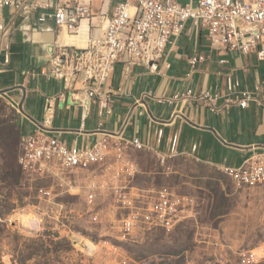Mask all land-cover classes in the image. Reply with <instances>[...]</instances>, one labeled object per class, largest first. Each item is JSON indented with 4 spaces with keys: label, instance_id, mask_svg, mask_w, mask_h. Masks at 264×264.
Listing matches in <instances>:
<instances>
[{
    "label": "crops",
    "instance_id": "0c3cea01",
    "mask_svg": "<svg viewBox=\"0 0 264 264\" xmlns=\"http://www.w3.org/2000/svg\"><path fill=\"white\" fill-rule=\"evenodd\" d=\"M117 1L102 5V0H91L92 17L74 33L59 32L51 22L39 24L34 14L6 12V33L0 39V94L20 104L15 111L19 136L44 132L67 147L90 148L97 139L121 133L145 146L125 149L131 160L148 153L161 164L184 158L220 170L239 166L252 147L264 148V110L252 102L244 109L236 104L243 90L263 92L264 61L210 50L205 32L189 21L177 38L170 39L155 66L128 65L119 58L99 88L103 102L92 99L84 115L77 101L83 97L81 75L66 89L50 72L47 46L83 49L88 38L103 35ZM197 54L205 60L191 71L188 61ZM222 59L226 63L220 64ZM187 90L192 91L187 99H173ZM204 93L216 96L213 105L219 112L201 99ZM46 99L53 105L48 125L43 118ZM227 99L233 102L223 110ZM111 161L112 156L108 164ZM107 171L106 166H94L97 176Z\"/></svg>",
    "mask_w": 264,
    "mask_h": 264
},
{
    "label": "rangeland",
    "instance_id": "374dc122",
    "mask_svg": "<svg viewBox=\"0 0 264 264\" xmlns=\"http://www.w3.org/2000/svg\"><path fill=\"white\" fill-rule=\"evenodd\" d=\"M10 104L0 95V264H246L254 249L264 256V184L247 188L234 184L228 171L191 159L161 164L138 153L133 161L141 170L131 186L142 191L143 203L156 190L193 202L169 231L142 224L125 235L121 221L128 211L110 190L93 207L87 202L88 183L109 180L108 171L94 173L98 163L41 177L19 171L10 156L19 147ZM41 188L50 195L40 196ZM258 260L253 264H264Z\"/></svg>",
    "mask_w": 264,
    "mask_h": 264
},
{
    "label": "built area",
    "instance_id": "2783aa9c",
    "mask_svg": "<svg viewBox=\"0 0 264 264\" xmlns=\"http://www.w3.org/2000/svg\"><path fill=\"white\" fill-rule=\"evenodd\" d=\"M109 0H102V5ZM14 12L35 15L36 22H51L59 32L74 33L80 24L92 17L91 0H0V39L5 35V14ZM103 15V13H101ZM191 22L196 30L205 32L210 50L220 53L233 52L244 57L264 61V0H118L102 36L90 37L83 49L68 50L59 45H48L51 74L61 79L66 89L71 81L81 75L83 97L78 99L85 115L92 99L99 98V88L109 78L114 63L122 58L128 65L155 66L161 58L171 38H177L185 24ZM54 54V55H53ZM205 56L197 54L189 59L191 71L203 62ZM226 60H220V64ZM0 95L5 96V93ZM191 90L176 94L173 99H187ZM201 99L212 104V110L219 112L211 97L204 93ZM233 101L227 99L223 110H227ZM252 102L264 110V90H243L236 99V104L246 108ZM18 113L20 104L10 102ZM106 103L103 104L106 107ZM53 105L46 99L43 113L44 124L52 119ZM112 137V142L110 138ZM128 145L145 148L138 139L126 140L121 133L97 139L90 148L67 147L57 137L44 132H36L21 138L18 154H22L23 173L35 177L55 174V170L88 171L87 161H98V166H106L108 179L91 180L87 185L86 199L91 207L97 195L110 190L121 208L128 211L121 221V230L125 235L135 232L138 225L171 230L179 213L192 204L191 197L156 190L150 202L143 203L134 191L133 179L140 169L136 163L126 157ZM112 156V163L108 158ZM234 176L245 178L247 188L255 187L256 181L264 180V148L252 147L249 156L237 167H225ZM40 196H49L47 189H39ZM93 219L98 212L92 210ZM261 250V248H258ZM255 250V249H254ZM251 252L246 264L259 262L263 255Z\"/></svg>",
    "mask_w": 264,
    "mask_h": 264
},
{
    "label": "bare ground",
    "instance_id": "6f19581e",
    "mask_svg": "<svg viewBox=\"0 0 264 264\" xmlns=\"http://www.w3.org/2000/svg\"><path fill=\"white\" fill-rule=\"evenodd\" d=\"M131 147L133 149H138L139 147L137 145H128V148ZM98 161H87V167H89L90 165H93V164H97ZM17 164L19 165V167L21 168V170L23 171V159H22V154H18V157H17ZM230 173V172H229ZM232 175V174H231ZM238 184H241L243 186H245V178H238V181H237ZM264 184V180H258L256 181V186H260ZM246 187V186H245Z\"/></svg>",
    "mask_w": 264,
    "mask_h": 264
},
{
    "label": "trees",
    "instance_id": "16d2710c",
    "mask_svg": "<svg viewBox=\"0 0 264 264\" xmlns=\"http://www.w3.org/2000/svg\"><path fill=\"white\" fill-rule=\"evenodd\" d=\"M14 126L17 128V124H16V121L14 122ZM17 131H18V129H17ZM17 136H18V140H19V143H20V140H21V137L19 136V133H17ZM16 149H17V146H16ZM16 150L15 151H13L12 152V154L10 155V156H12V158L13 157H16V160H17V157H18V153H17V156H16ZM14 153V154H13ZM15 159V158H14ZM18 165V164H17ZM18 169H19V171H22L21 170V168L19 167V165H18Z\"/></svg>",
    "mask_w": 264,
    "mask_h": 264
}]
</instances>
